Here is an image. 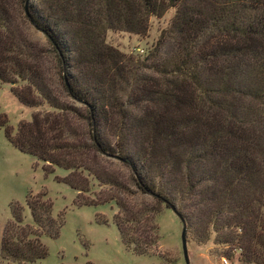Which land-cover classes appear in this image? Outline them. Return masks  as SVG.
<instances>
[{"label":"trees","instance_id":"16d2710c","mask_svg":"<svg viewBox=\"0 0 264 264\" xmlns=\"http://www.w3.org/2000/svg\"><path fill=\"white\" fill-rule=\"evenodd\" d=\"M37 4L34 11L24 8V19L43 32L45 44L32 41L13 17L10 2L0 0V82H25L23 88H13L22 104L52 108L33 111L14 131L0 111V127L8 141L46 162L45 166L72 170L64 182L76 193L88 190L82 170L106 186L94 200L78 199L75 194L73 202L112 201L119 237L137 254L145 253L156 240V208L129 197L135 193L116 170L104 165L101 156H112L127 166L137 194L149 193L173 206L185 223L179 206L182 196L146 175L150 157H163L165 168L177 171L173 182L179 192L202 183L205 193L210 192L202 195L197 188L196 201H210L205 220L215 236L221 231L216 241L235 240L244 262L263 264L264 0H38ZM169 7H174V13L149 55L155 59L162 46H168L171 64H163L160 71L180 76L181 81L155 96L164 108L171 106L181 115L167 118L164 112H152L140 119L147 130L135 158L128 147L100 139L97 111L106 104L111 109L122 106V95H131L135 88L131 66L136 59L122 62L104 35L107 29L144 33L149 16H159ZM46 62H52L66 94L83 103L86 112L71 107L75 115L71 119L63 102L45 89ZM77 64L84 68L82 80L77 78ZM180 90L188 92L185 99ZM147 92L152 100V89ZM185 103L190 106L186 112L180 108ZM121 115L115 129L123 138L121 128L129 126L131 119ZM132 122L136 129L139 119ZM193 164L201 171L195 178L190 175ZM25 203L31 222L22 223V206L12 202L11 219L5 221L0 235L1 257L18 262L44 257L46 246L40 236L56 237L62 224V214H52L44 191L27 197ZM207 236L204 233L203 238Z\"/></svg>","mask_w":264,"mask_h":264},{"label":"rangeland","instance_id":"374dc122","mask_svg":"<svg viewBox=\"0 0 264 264\" xmlns=\"http://www.w3.org/2000/svg\"><path fill=\"white\" fill-rule=\"evenodd\" d=\"M11 4V12L27 36L34 42L45 44L43 32L35 28L26 19L24 11L37 7L38 0H7ZM25 8V10H24ZM174 13V7L167 8L161 15H150L148 18V28L144 33H135L118 29H107L104 35V41L116 49L120 54L122 62L132 60L131 72L135 79V88L131 95L120 98L125 103L116 108L99 109L100 117L98 129L100 139L107 144L122 145L128 147L138 157L139 140H142L147 130L146 124L140 120L152 112H164L167 118L173 115L180 116V111H173L171 106L166 108L163 104L156 101V92L169 88L174 83L181 81L180 76L160 71L163 64L169 67L170 57L168 46L164 45L159 50L158 56L153 59L149 50L155 44L159 37L160 30L164 28ZM138 49H141L139 51ZM48 55V53L46 54ZM44 87L52 95H56L65 105L64 112L71 117L75 116L71 107H76L79 111L86 112L83 103L78 102L68 96L60 83V77L55 72V68L46 62ZM78 79L85 78L84 68L77 64ZM60 73V72H59ZM164 73V75L162 74ZM110 78L112 73H109ZM122 80L118 78V82ZM120 83V84H121ZM25 82L9 83L0 82V111L7 116L8 123L12 131L16 129L20 121H28L33 111L51 110L46 104L33 107L22 104L13 93V88H23ZM182 85V82L179 84ZM125 87V84H124ZM148 87L152 89V100H148ZM185 99L188 92L179 91ZM33 95L41 100L40 95L33 92ZM154 99V100H153ZM127 100L130 102L127 104ZM184 112L190 109L189 104L180 106ZM123 114L121 115V112ZM128 114V115H127ZM131 119V123L121 128L122 135L118 136L115 129V122L120 117ZM137 117V118H136ZM139 119V124L134 129L132 120ZM76 122V121H75ZM77 123V122H76ZM104 165L107 168L118 172L119 178L124 179L128 184L129 197L136 200H143L150 205L155 206L153 210V222L156 225V240L147 247L145 253H134L129 247L125 246L119 237L116 225L113 222V214L117 212V207L112 201L97 204L75 205L73 199L75 194H79L78 199H92L97 197L99 190L106 186H100L97 181L88 175L86 171L73 170L86 176L88 180V190L76 193L64 182V177L70 174L69 169L57 165L45 166L43 160L22 152L15 148L5 137L4 130L0 127V235L5 221L11 219L10 203H17L22 206V223H30L31 217L25 199L36 192H45V196L51 201V212L53 215L62 214V224L59 227L56 237L50 238L41 235L40 239L46 246L44 257L28 262H18L6 259L0 255V264H185L181 248V221L178 215L164 202L156 201L152 194L136 193L130 180V170L127 166L120 163L112 156L102 155ZM162 158V159H161ZM163 157H150L147 177H152L154 181L163 185L168 190L177 195H181L182 212L185 215V238L189 264H262L261 262H244L240 258V247L235 240L232 242L216 241L215 237L221 234V231L215 232L208 228L206 205L210 201H196L199 198V192L205 193L204 184H198L195 189L189 190L184 186V193L179 192L173 179L176 173L175 168H165L166 159ZM160 165V168H158ZM51 169L45 172L44 168ZM193 164L190 175L196 177L201 173L200 168ZM166 169V170H165ZM180 185V184H179ZM182 185V183H181ZM134 189V190H133ZM216 202V200H214ZM239 231V230H236ZM204 233H208L206 239ZM264 264V263H263Z\"/></svg>","mask_w":264,"mask_h":264},{"label":"water","instance_id":"95a60500","mask_svg":"<svg viewBox=\"0 0 264 264\" xmlns=\"http://www.w3.org/2000/svg\"><path fill=\"white\" fill-rule=\"evenodd\" d=\"M170 208L178 215L181 221V235H180V241H181V248H182V255L185 261V264H189V258L187 254V246H186V238H185V223L183 221V218L180 216V214L175 210L173 206H170Z\"/></svg>","mask_w":264,"mask_h":264},{"label":"built area","instance_id":"2783aa9c","mask_svg":"<svg viewBox=\"0 0 264 264\" xmlns=\"http://www.w3.org/2000/svg\"><path fill=\"white\" fill-rule=\"evenodd\" d=\"M139 51H141V49H138Z\"/></svg>","mask_w":264,"mask_h":264}]
</instances>
